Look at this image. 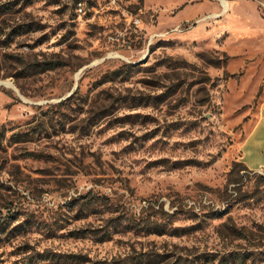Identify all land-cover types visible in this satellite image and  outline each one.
Returning <instances> with one entry per match:
<instances>
[{
  "label": "rangeland",
  "instance_id": "obj_1",
  "mask_svg": "<svg viewBox=\"0 0 264 264\" xmlns=\"http://www.w3.org/2000/svg\"><path fill=\"white\" fill-rule=\"evenodd\" d=\"M255 8L0 0V264H264Z\"/></svg>",
  "mask_w": 264,
  "mask_h": 264
},
{
  "label": "crops",
  "instance_id": "obj_2",
  "mask_svg": "<svg viewBox=\"0 0 264 264\" xmlns=\"http://www.w3.org/2000/svg\"><path fill=\"white\" fill-rule=\"evenodd\" d=\"M260 1L264 3V0ZM223 5L224 11H227L228 3L223 1ZM255 9L257 12L255 20H257L259 24H262L264 20L258 14L257 8ZM251 18L252 17L246 13L237 12V15L232 18V22H235V25H231V27L238 34L256 33L258 31H255L251 24L248 25V23H251L248 22ZM242 158L245 165L252 171H260L264 168V100L261 104L259 118L243 143Z\"/></svg>",
  "mask_w": 264,
  "mask_h": 264
},
{
  "label": "trees",
  "instance_id": "obj_3",
  "mask_svg": "<svg viewBox=\"0 0 264 264\" xmlns=\"http://www.w3.org/2000/svg\"><path fill=\"white\" fill-rule=\"evenodd\" d=\"M52 66H51V68L52 69H54V68H56L57 67V65H56V63H52L51 64ZM119 73V70H116V71H114L113 72V75H116V74H118ZM112 108V104H109V105H106V107H104L103 109H101V110H99V111H97V112H95L96 113V115L97 114H102V113H105V114H107V113H109V110Z\"/></svg>",
  "mask_w": 264,
  "mask_h": 264
},
{
  "label": "bare ground",
  "instance_id": "obj_4",
  "mask_svg": "<svg viewBox=\"0 0 264 264\" xmlns=\"http://www.w3.org/2000/svg\"><path fill=\"white\" fill-rule=\"evenodd\" d=\"M223 2V1H222ZM225 4V3H224Z\"/></svg>",
  "mask_w": 264,
  "mask_h": 264
}]
</instances>
